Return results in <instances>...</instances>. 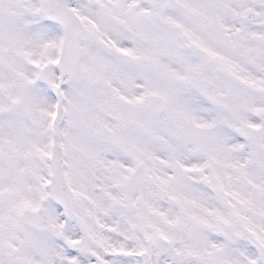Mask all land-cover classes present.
<instances>
[{"label":"snow or ice","instance_id":"snow-or-ice-1","mask_svg":"<svg viewBox=\"0 0 264 264\" xmlns=\"http://www.w3.org/2000/svg\"><path fill=\"white\" fill-rule=\"evenodd\" d=\"M0 264H264V0H0Z\"/></svg>","mask_w":264,"mask_h":264}]
</instances>
